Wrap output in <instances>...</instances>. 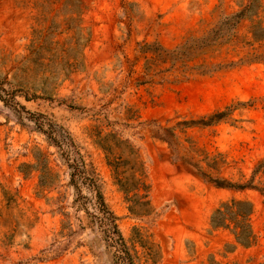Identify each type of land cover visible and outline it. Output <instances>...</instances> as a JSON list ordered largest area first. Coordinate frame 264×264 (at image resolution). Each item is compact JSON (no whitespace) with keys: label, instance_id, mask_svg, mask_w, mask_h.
<instances>
[{"label":"rangeland","instance_id":"rangeland-1","mask_svg":"<svg viewBox=\"0 0 264 264\" xmlns=\"http://www.w3.org/2000/svg\"><path fill=\"white\" fill-rule=\"evenodd\" d=\"M69 139L135 264L175 243L182 264H264V0H0V264H127ZM108 160L145 171L150 206ZM231 200L254 205L251 247L211 226Z\"/></svg>","mask_w":264,"mask_h":264},{"label":"trees","instance_id":"trees-1","mask_svg":"<svg viewBox=\"0 0 264 264\" xmlns=\"http://www.w3.org/2000/svg\"><path fill=\"white\" fill-rule=\"evenodd\" d=\"M67 142L72 153L75 155V159H68V168L71 170V185L75 188L76 192H80L82 187L90 192L92 200L95 203L96 213L93 215L87 211L88 215L90 218L94 219V222L102 229L104 237L112 244L111 246L116 249L118 258L126 260L127 264H135L130 249L119 228V218L109 208L101 185L88 174L86 163L78 149H76L75 143L70 139L67 140ZM57 146L60 150H64L60 145ZM130 164V161H122V163H120L117 161L109 162L108 160V165L112 168L118 184L122 187L123 184L124 186H133L132 191L124 189L126 196H129L131 192L135 191V194L132 196V202L136 205H140V207H148L151 205L149 200L150 187L146 183L145 171L140 173L139 178H137L138 172L134 170V167H131V170L134 171L133 174L128 177H123V173L119 171L120 165ZM85 200L88 201L89 199L85 197ZM254 212L255 208L251 203L242 200H231L222 203L214 211L211 217V226L213 230L224 229L230 231L237 244L244 247H251L256 241L251 224V217Z\"/></svg>","mask_w":264,"mask_h":264},{"label":"crops","instance_id":"crops-1","mask_svg":"<svg viewBox=\"0 0 264 264\" xmlns=\"http://www.w3.org/2000/svg\"><path fill=\"white\" fill-rule=\"evenodd\" d=\"M177 243L175 245L170 246V250L166 251L164 250V259H163V264H182V261L186 258L182 252L178 253V249H176ZM201 260V257H200ZM198 263L196 262H191L188 260L187 264H195Z\"/></svg>","mask_w":264,"mask_h":264}]
</instances>
